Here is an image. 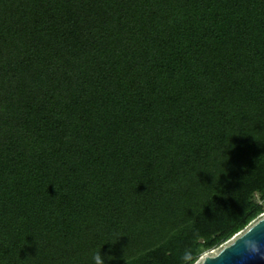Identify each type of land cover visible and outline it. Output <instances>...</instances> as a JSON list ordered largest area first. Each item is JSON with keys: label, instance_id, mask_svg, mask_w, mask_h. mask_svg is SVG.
Wrapping results in <instances>:
<instances>
[{"label": "trees", "instance_id": "obj_1", "mask_svg": "<svg viewBox=\"0 0 264 264\" xmlns=\"http://www.w3.org/2000/svg\"><path fill=\"white\" fill-rule=\"evenodd\" d=\"M263 215L264 0H0V264H196Z\"/></svg>", "mask_w": 264, "mask_h": 264}, {"label": "water", "instance_id": "obj_2", "mask_svg": "<svg viewBox=\"0 0 264 264\" xmlns=\"http://www.w3.org/2000/svg\"><path fill=\"white\" fill-rule=\"evenodd\" d=\"M249 239L264 244V216L218 251L202 257L197 264H264V249L260 255L248 256L244 253L243 244Z\"/></svg>", "mask_w": 264, "mask_h": 264}, {"label": "clouds", "instance_id": "obj_3", "mask_svg": "<svg viewBox=\"0 0 264 264\" xmlns=\"http://www.w3.org/2000/svg\"><path fill=\"white\" fill-rule=\"evenodd\" d=\"M262 249H264V244H261L260 242L254 239L246 240L243 244L244 253L248 256L260 255ZM184 260H188L187 254L184 257ZM91 264H104V259L101 257L100 251L94 253Z\"/></svg>", "mask_w": 264, "mask_h": 264}, {"label": "rangeland", "instance_id": "obj_4", "mask_svg": "<svg viewBox=\"0 0 264 264\" xmlns=\"http://www.w3.org/2000/svg\"><path fill=\"white\" fill-rule=\"evenodd\" d=\"M263 216H264V215H263ZM263 216H262V217H263ZM228 243H229V242H228ZM228 243H226V244H228ZM226 244H225V245H226ZM225 245H223V246H225ZM223 246H222V247H223ZM222 247H220V248H222ZM220 248L215 249V250L210 251V252H205V253L202 255V257H204L205 255H207V254H209V253H213V252H215V251H218ZM202 257L199 259V261L202 259ZM199 261H198V262H199ZM198 262H197V263H198ZM197 263H196V264H197Z\"/></svg>", "mask_w": 264, "mask_h": 264}]
</instances>
